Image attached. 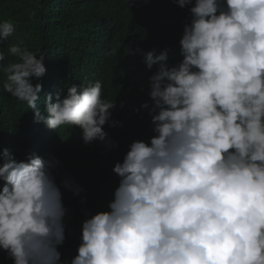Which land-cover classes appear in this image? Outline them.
<instances>
[{
  "label": "clouds",
  "instance_id": "9594fccd",
  "mask_svg": "<svg viewBox=\"0 0 264 264\" xmlns=\"http://www.w3.org/2000/svg\"><path fill=\"white\" fill-rule=\"evenodd\" d=\"M174 3L190 13L182 59L170 66L167 49L144 54L149 69L158 65L148 92L154 135L115 163V190L62 188L59 159L0 152V250L13 264H62L66 215L82 224L67 264H264V0ZM15 31L0 21V42ZM22 44L8 48L18 60L0 66L3 91L26 102L34 123L75 126L85 144L115 147L104 126L117 125L116 104L102 82L73 83L55 102L47 93L41 110L43 86L32 80L46 74L45 56Z\"/></svg>",
  "mask_w": 264,
  "mask_h": 264
},
{
  "label": "trees",
  "instance_id": "16d2710c",
  "mask_svg": "<svg viewBox=\"0 0 264 264\" xmlns=\"http://www.w3.org/2000/svg\"><path fill=\"white\" fill-rule=\"evenodd\" d=\"M4 20L12 21L16 31L0 42V52L6 56L0 66L18 60L8 48L20 41L22 47L45 56L46 74L32 80L34 85L43 86L38 101L41 110L47 93L53 94L55 102V94L63 96L73 83L99 80L104 98L115 101L111 119L117 125L104 126L115 142L111 147L99 141L85 144L81 129L75 126L53 130L34 123L26 102L3 91L5 75L0 70V152L8 149L18 161L33 153L44 159H59L54 174L62 188L68 180L82 193L108 185L115 190L120 179L113 172L115 163L123 161L133 141L147 142L154 135L148 92L149 77L158 65L149 69L144 54L155 49L158 56L167 49L170 66L182 59L179 40L190 20L188 9L180 8L174 0H0V21ZM144 103L149 109L141 107ZM47 130L52 131L50 137H44ZM64 223L66 238L58 251L62 264H67L77 255L82 224L67 215ZM0 264H13L3 250Z\"/></svg>",
  "mask_w": 264,
  "mask_h": 264
}]
</instances>
